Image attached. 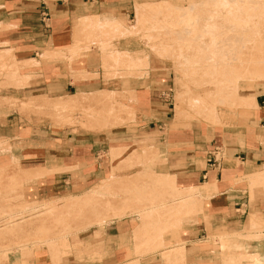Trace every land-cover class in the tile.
Here are the masks:
<instances>
[{
    "label": "crops",
    "instance_id": "crops-1",
    "mask_svg": "<svg viewBox=\"0 0 264 264\" xmlns=\"http://www.w3.org/2000/svg\"><path fill=\"white\" fill-rule=\"evenodd\" d=\"M139 3L0 0V56L9 64L0 70V245L11 246L0 264H162L148 259L151 252L137 254L151 232L178 248L184 264H221L223 256L243 255L244 264H264L263 84L251 97L237 96L243 103L252 100L241 124L213 133L179 129L178 119L172 126L169 102L159 96L168 94L159 93L157 82L130 99L135 118L112 128H75L31 112V103L75 104L113 90L103 81L100 52L82 50L87 44L77 31L86 18L120 26ZM222 113L215 111L218 123ZM132 143L157 154L160 165L144 170L169 184L159 187L172 196L165 206L174 208L164 227L138 216L101 223L71 216L65 222L71 232L57 241V254L45 244L20 245L30 218L16 209L53 202L64 211L92 190H109L110 151ZM190 193L198 201L195 208L175 211Z\"/></svg>",
    "mask_w": 264,
    "mask_h": 264
},
{
    "label": "rangeland",
    "instance_id": "rangeland-1",
    "mask_svg": "<svg viewBox=\"0 0 264 264\" xmlns=\"http://www.w3.org/2000/svg\"><path fill=\"white\" fill-rule=\"evenodd\" d=\"M190 6L191 9L193 7L192 10H188ZM237 6L242 10L239 13L249 12L252 17L264 12V0H141V3L136 4L131 16L120 26L111 21L105 23V19L101 25L89 24L87 29H79L81 28L79 26L77 38L87 44L82 50L100 52L103 81L113 88L111 90L113 93L109 92L105 94L106 96L100 94L75 104L71 101L53 107L47 102L31 103L36 106L31 112L37 117H47L61 125H77L75 128L86 130L112 128L118 124L117 120L105 121L104 113L107 114L111 108L123 105L127 109L123 108L118 112L122 118L121 122L126 123L134 119L130 99L135 98V91L138 89L148 91L157 82L159 93L164 90L168 94L165 97L160 93L159 96L169 102L172 126L178 119L176 127L179 129L213 133L217 129H228L231 125L241 124L251 108L252 100L248 99L243 103L237 96L251 97L257 84L264 85V77L239 81V73L231 74L233 65L232 62H228L230 53L234 54L241 46L240 42L234 43V36L236 33L237 38L246 39V36L232 27L234 24L237 27L243 25L241 18L227 21L228 16H225L224 12ZM212 14L213 18L208 21ZM262 29L263 32H260L262 35L259 37L262 44L259 49L264 53V25ZM253 37L250 35L251 40ZM256 41L260 42V40L254 42ZM254 42L249 41L245 48L248 51L252 50ZM230 49L232 52L229 53ZM129 51L133 58L129 56ZM236 53L234 55H237ZM253 55L259 56L256 49ZM8 66L5 57L0 56V70H5ZM102 96L107 98L95 104ZM117 100H121L122 103ZM217 108L219 112L221 110L225 112L220 114L223 115L222 123H218V117L214 120ZM113 115L117 117V114ZM156 157L157 154L152 149L143 146L141 148L135 143L115 147L110 151L112 174L108 181L109 190L96 191L92 194L91 191L89 196L85 197L88 201L94 198L91 203L87 201L89 205L84 203L86 199L82 198L77 204L75 202L78 200L73 202L72 207L68 203L64 207L65 212L60 211L53 202H36L16 209L15 214L22 216L28 212L30 218L29 235L20 242V245L45 244L53 254H57L59 252L57 241L71 232L69 225L65 223L71 216L78 220L89 219V222H92L93 218L97 223L112 221L119 217L128 219L138 216L147 221H161L163 222L161 226L164 227L165 220L171 216L169 211L174 209L165 206L166 199L172 198L165 190L169 188V184L163 175H151L144 170L160 165ZM196 201L195 196L190 193L180 200V208L176 207L175 211L182 209L183 205L195 208L198 202ZM106 202L117 204L118 208H114L115 206L110 208V204L108 206ZM101 212L104 213L103 216ZM146 224L152 225L149 222ZM6 228L7 224H3V230ZM160 229L164 230L163 234L167 233V228ZM152 233L155 234L147 233V237L141 240L137 254L144 250V253H152L151 256H147L148 259L160 258L162 264H184L185 261L177 254L178 248L173 247L170 242L165 243L160 237H150ZM160 235L162 234L159 232ZM0 241L4 243L5 239ZM9 248L5 244L0 245V259L7 254ZM230 258L232 261L228 264H234L236 261L244 264L246 256H223L221 264H226L224 261Z\"/></svg>",
    "mask_w": 264,
    "mask_h": 264
},
{
    "label": "bare ground",
    "instance_id": "bare-ground-1",
    "mask_svg": "<svg viewBox=\"0 0 264 264\" xmlns=\"http://www.w3.org/2000/svg\"><path fill=\"white\" fill-rule=\"evenodd\" d=\"M216 1V0H215ZM195 6V5H194ZM189 9H191V6H190V8H188V10ZM192 9H193V7H192ZM191 9V10H192ZM187 10V9H186ZM187 10V11H188ZM158 11V10H157ZM242 10L237 6L236 8H230L229 10H227L226 12H224V14H225V16H228V18H227V21H234V20H236L237 19V17H239V18H241V23L243 24V25H240V27H237L235 24L232 26L233 28H236V30H240L243 34H244V36H246V39L245 38H242V39H244V41H242V39L239 37V38H237V36H238V33H236L235 34V39H234V43H238V42H240L241 43V46H240V49H238V50H236V51H234V54L236 53L237 55H234L233 53H230V52H232L231 51V49L228 51L229 53H230V57H229V59H228V62H232V65H233V67H232V73L231 74H240L239 75V78H238V80L240 81V80H245V79H249V80H253V78H262L263 79V77H264V59H263V55H262V53H263V50L261 49H259V46L262 44V41H261V38H259V37H261V35L262 34H260V32H263V29H262V26L264 25V12L262 13V14H257V15H255V16H251L250 14H249V12H245V13H239V12H241ZM159 12V11H158ZM185 14H186V12H185ZM189 14H190V12H189ZM206 18H208V16L206 17ZM213 18V14L212 15H210V18H208V21H210L211 19ZM253 18V19H252ZM207 20V19H206ZM205 20V21H206ZM207 23V22H206ZM89 24L90 25H93V24H96V25H101V21H100V19H95V20H92V19H84L83 20V22H82V24H81V28H79V29H83V28H85V29H87L88 28V26H89ZM207 25H209V24H207ZM78 29V30H79ZM250 35H253L254 37V39L253 40H251L252 38H250ZM243 37V36H242ZM239 39H241V40H239ZM255 40H260V42H258V41H256V43L254 42ZM237 41V42H236ZM249 41H253L255 44H252V47H251V49L252 50H250V51H248L246 48H245V45L246 44H248V42ZM254 49H256L257 51H258V53H259V56L257 57V56H255V55H253V51H254ZM218 52L220 51V50H217ZM264 54V53H263ZM236 77V76H235ZM231 79L232 78H234V77H230ZM223 79H225V78H223ZM228 81V80H227ZM226 82V81H225ZM109 92H112L113 93V91H109V90H105V91H102L100 94H102V95H104V96H106ZM106 94V95H105ZM104 96H102V98L101 99H99V101L97 102V103H95V104H98V103H101V102H103L104 100L103 99H105V98H107V97H104ZM104 97V98H103ZM110 98H111V96H110ZM100 100H103V101H100ZM72 102H74V101H72ZM117 102H121L122 103V101L121 100H117ZM123 108H125V109H127V107H123V105H121V107L119 106V107H116V108H111L110 110H109V112H107V114H105L104 113V117H103V119L106 121H109V120H117L116 122L119 124V123H122L121 121H122V118L120 117V115L118 114V112H119V110H121V109H123ZM111 113V114H110ZM113 114H117V117H115ZM117 118V119H116ZM120 118H121V120H120ZM116 122H112V123H116ZM97 190L95 189V190H92V192H91V194L93 193V192H96ZM98 192V191H97ZM95 194V193H94ZM84 199V198H83ZM86 199V202H84V203H91L93 200H94V198H89V200L91 199V201H88V199L87 198H85ZM125 200V199H124ZM80 201H82V200H80ZM88 201V202H87ZM108 201V200H107ZM79 202V199H78V201L77 202H75L76 204ZM68 203H70V202H68ZM73 203V202H72ZM72 203H71V207H72ZM83 203V202H82ZM83 203V204H84ZM89 203H88V205H89ZM94 203V202H93ZM108 202H106V204H107ZM115 203H117V202H115ZM80 204V203H79ZM103 204V203H102ZM109 204L110 203H108L107 205L109 206ZM163 204H164V202H163ZM87 205V206H88ZM95 205V204H94ZM96 205H98V204H96ZM75 206V205H74ZM74 206H73V208H74ZM77 206V205H76ZM85 206V208H87L86 207V204L84 205ZM115 206V207H114ZM69 207V206H68ZM71 207H69V208H71ZM91 207V206H90ZM112 207H114V208H118V205L116 204H110V208H112ZM165 207V206H164ZM171 207H173V206H171ZM69 208L67 209L68 211H69ZM77 208V207H76ZM84 208V207H83ZM96 208V207H95ZM105 208V207H104ZM178 208H180V207H178ZM182 208V207H181ZM103 209V208H102ZM126 209V208H125ZM79 210V209H78ZM84 210V209H83ZM104 210V209H103ZM177 210V209H176ZM179 210V209H178ZM181 210V209H180ZM82 211V210H81ZM80 211V212H81ZM121 211H123V209L121 210ZM103 212V211H102ZM101 212V213H102ZM82 213V212H81ZM80 213V214H81ZM118 213H120V211L118 212ZM116 214V213H115ZM121 216V215H120ZM65 220V219H64ZM63 220V221H64ZM251 224L254 226V224L253 223H250V226H251ZM255 225H257V224H255ZM250 228V227H249ZM236 259V258H235ZM229 261H232V260H227V261H225V263L226 264H228L229 263ZM234 264H239L238 263V261H236V262H234Z\"/></svg>",
    "mask_w": 264,
    "mask_h": 264
}]
</instances>
